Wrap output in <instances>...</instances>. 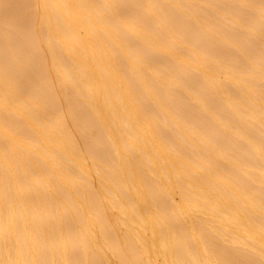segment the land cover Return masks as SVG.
<instances>
[{
	"label": "bare ground",
	"instance_id": "bare-ground-1",
	"mask_svg": "<svg viewBox=\"0 0 264 264\" xmlns=\"http://www.w3.org/2000/svg\"><path fill=\"white\" fill-rule=\"evenodd\" d=\"M0 264H264V0H0Z\"/></svg>",
	"mask_w": 264,
	"mask_h": 264
}]
</instances>
